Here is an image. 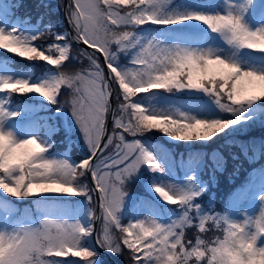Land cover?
<instances>
[{
    "label": "snow or ice",
    "instance_id": "6c2138e0",
    "mask_svg": "<svg viewBox=\"0 0 264 264\" xmlns=\"http://www.w3.org/2000/svg\"><path fill=\"white\" fill-rule=\"evenodd\" d=\"M231 7L224 14H204L176 11L172 0H69L68 19L76 33L74 39L94 50L81 51L89 68L77 72L63 70L65 62L74 59L66 36L56 35L53 43L41 46L34 42L43 34L28 37L18 35L15 29H0V49L56 69L38 82L0 76V93H36L60 104L58 95L66 87L71 92L68 106L90 150L87 159L73 165L45 157L47 147L35 137L17 142L12 133L0 130V192L17 199L39 197L37 205L45 213L66 214V210L53 207L45 194L83 196L90 203L91 192L97 191L101 210L97 217L88 209V224L79 219L71 223L41 220L39 225L11 232L0 230V264H78L55 259L68 256L83 258L84 264H97L98 253L86 243L94 232V219L102 220L96 242L117 255L123 246L132 264H264V246H257L264 236V211L243 222L226 214L214 215L195 202L203 189L154 184L152 190L165 203L180 209L167 224L148 216L125 226L119 215L126 180L142 165L153 172L163 171L158 158L139 139L126 140L125 133L137 137L158 130L178 141H207L245 122L247 108L264 100V72L244 70L219 51L144 38L135 29L198 21L235 49L264 52V28L250 30ZM96 53L102 54L107 75ZM117 53L131 54L129 65H119ZM153 90L202 92L233 118L198 119L178 109H148L135 102L139 94ZM113 96L116 109L111 107ZM110 112L113 130L108 134L106 117ZM5 116L0 104V121ZM87 174L94 188L81 182ZM260 200L264 209V195ZM0 202L7 201L0 198ZM209 222L223 229L222 238L209 241L197 236L194 243L185 241L186 228L195 227L204 233Z\"/></svg>",
    "mask_w": 264,
    "mask_h": 264
},
{
    "label": "rangeland",
    "instance_id": "374dc122",
    "mask_svg": "<svg viewBox=\"0 0 264 264\" xmlns=\"http://www.w3.org/2000/svg\"><path fill=\"white\" fill-rule=\"evenodd\" d=\"M48 3H51L55 12L59 11L62 14L63 0H46ZM17 3V2H16ZM13 0H0V29L6 31L17 30L18 35L22 36H35L42 28L38 24H26L20 18H13L12 14L14 9L12 8ZM229 5H231V10L242 16V22L250 29L257 30L264 28V0H251V3H248V0H172V7L174 10L179 12H197L204 14H224L229 10ZM13 18V20L11 19ZM195 23H197L195 25ZM72 25V24H71ZM53 30L47 32L46 39H52V36L63 35L67 36V31L63 29V23L58 21V23H53ZM204 24L198 21H188L184 24L169 26L168 38H164L162 34L160 37L156 34V30L148 29L146 32L140 34L144 38H155L163 40L165 43H179V44H189L192 47L199 49H212L213 51H219L220 54L225 55L231 59L237 61L241 68L244 70H256L259 72H264V52H255L251 49H235L234 47L228 45L223 38L218 33H213L211 30L206 36L202 39L199 37V34L203 32ZM206 26V25H205ZM73 27V26H72ZM150 27H157V25H144L141 28L146 29ZM160 27V26H159ZM165 27V26H163ZM60 28V29H59ZM59 29V34H54L53 32ZM68 42H70L68 38ZM42 44V40H41ZM45 46V45H42ZM115 46V45H113ZM75 47H72L71 43V57L69 61L66 62L63 70L68 72H77L74 68V62L78 61L81 64H86L89 68V62L86 58L80 55L81 50H75ZM5 50V49H4ZM115 50V49H113ZM8 52L7 50H5ZM10 53V52H8ZM18 59L23 58L26 65H30L29 69H19L12 64L15 61L12 58H7L11 61L12 64L2 62L0 60V76H10L14 78H28L32 82H38L39 80L44 79L49 73L55 71L56 69L53 66H45L46 62L42 61H28L24 57H20L15 53H10ZM117 53L118 64L119 65H129L131 54ZM125 58V63H121V56ZM86 59V61H84ZM42 62V64L40 63ZM37 65L42 66L43 69L46 67H52L47 72L35 73L32 71V68H35ZM83 70L79 69L78 71ZM38 74V75H37ZM118 87L114 84V88ZM154 93H148L144 98L140 100H135L137 103L143 104L148 109H162L165 111H174L179 110L185 112L188 115L195 116L198 119H229L233 118L227 113H224L220 110L215 102L209 98L204 93H191L187 90L183 92H164L162 90H153ZM143 94V93H142ZM20 95V96H19ZM140 95V94H139ZM19 96V98H18ZM18 98V99H17ZM71 98V92L66 87H62L58 99L60 104H58V110L61 114V117L56 116L57 111H53L56 104L48 102L43 97L39 96L36 93L29 94H16V93H0V104H3V107L6 110V116L2 121H0V130L5 132H10L13 134V137L17 142L31 137H35L43 145L47 147V151L43 154L49 159H63L67 160L70 164H79L80 161L87 159L90 155V150L87 143L84 140L83 134L77 125L70 107L68 106L67 101ZM115 98V97H114ZM116 101V100H115ZM47 104V105H45ZM117 106V103H116ZM49 107L50 112L54 113V119L58 123H62L64 126V143L66 148L62 152H56L51 150L54 147H58L57 143L59 138L55 134L57 132V127L49 119L50 112L44 110V114L41 113L42 108ZM52 109V110H51ZM12 113H17V120L12 118ZM247 117L245 122L235 125L230 129L225 130V132L220 133L218 136L212 138L211 140H195V141H178L171 139L165 136L162 132L158 130H152L150 134L160 137L158 143L154 146L149 144L144 146L149 151H151L157 158L158 161L162 163L163 171L162 172H153L149 169L147 165H142L138 172L128 178L124 184V190L127 193L139 195L134 197V195L125 196L126 202H124L121 212L119 213L120 219L123 218L125 214L128 218V223H135L138 220L145 219L148 216H151L154 219H157L161 223H169L164 214L163 206H170V204L165 203L153 190L152 186L154 184H161L163 186L171 185L173 188H185L189 186L192 187L193 191H200L203 189V192L210 187L206 182L201 178V175L206 169H204L205 161V151L202 146L215 143L218 140H222L227 135L238 136H252L254 137L253 146L255 150V155L253 157V162L260 160L262 145H264V140L260 139L258 134L262 133L264 130V100H260L252 104L247 108V111L243 114ZM14 116V117H15ZM108 115L106 117V121ZM74 120V121H73ZM113 126L111 128V132ZM110 132V133H111ZM126 140H128V134L125 133ZM233 137V138H234ZM130 141V140H128ZM76 153V159L74 160L71 157L72 154V145ZM208 143V144H207ZM221 144V143H220ZM194 146L196 148V153H189L187 158L182 155H176L173 151H184L188 146ZM53 146V147H52ZM179 146L182 148L178 149ZM218 144L209 145L208 147H217ZM190 149V150H191ZM218 149L214 155V158L218 162H222L221 165H218L220 172H224L225 162L223 154L218 153ZM247 151V150H245ZM260 168V167H258ZM205 177V175H203ZM82 183L88 184L87 176L80 178ZM137 182L138 184H132L131 182ZM252 187H243L240 189V193L235 199H231V205L228 210L226 209V214L230 219L237 222H243L247 217H257L260 214L262 201L260 196L264 195V169H255L254 170V179L251 183ZM90 187V186H89ZM131 188L133 190H131ZM145 189L151 190V193H147ZM202 192V194H203ZM6 194L0 192V198H3V201L6 203L0 202V230L11 232L14 228L19 227H28L33 225H39L41 220H67L69 223L74 222L76 219H79L84 224L89 223L88 209H91L94 212V199L91 192L92 200L89 201L83 196H56L48 195V199L52 202V206L58 209L66 210L65 212L56 211L52 213H45L39 207H36L37 202L34 201L31 207L32 209H23L20 210L18 205L24 204L30 200H39V197H28L17 199L15 197H6ZM201 196V195H200ZM28 205H31L29 203ZM21 206V205H20ZM38 206V205H37ZM130 207L129 210L126 208ZM232 207V208H231ZM21 208V207H20ZM170 208L172 211L170 219L175 218L179 215L180 211H175L173 208ZM167 208V209H168ZM231 210L229 211V209ZM38 213L39 215H36ZM32 218L33 221H32ZM24 220V223H23ZM93 223V222H92ZM127 223V224H128ZM102 226L99 228V231ZM98 231V233H99ZM115 231V230H114ZM115 235L119 238V233L116 232ZM93 236L88 238L86 241L88 247L94 249ZM257 246H264V236L260 237L258 240ZM124 249L121 254L117 257L115 256V261L117 264H132L129 251ZM97 252V251H96ZM113 256V255H112ZM44 259H53L52 257H44ZM55 259L62 261H76L78 264H84L83 258L80 257H56ZM67 264V262H66ZM75 264V262H73ZM97 264H111L107 262L102 256L97 257Z\"/></svg>",
    "mask_w": 264,
    "mask_h": 264
},
{
    "label": "trees",
    "instance_id": "16d2710c",
    "mask_svg": "<svg viewBox=\"0 0 264 264\" xmlns=\"http://www.w3.org/2000/svg\"><path fill=\"white\" fill-rule=\"evenodd\" d=\"M17 3L19 4L18 6L15 7V15L20 16L22 19L27 20L28 23H34V24H39L40 28H42L36 35H41L43 34L37 41L34 43L38 45H48L54 42V37L52 36V39H46L47 38V32H51L54 28L53 23H58V21H61L63 23V29H61V33L66 30L65 23L63 16L61 12L59 11L58 13L55 12L54 8L52 7L51 3H48L46 0H16ZM158 28H153L150 27L151 29H155L158 33L159 30H162L163 28L157 26ZM60 29V28H59ZM56 29L53 33L59 34L60 30ZM63 30V31H62ZM131 30V29H129ZM147 29L143 28H137L135 31L137 34H140L142 32H145ZM42 40V44H41ZM71 43V42H70ZM72 47H75V50H84L78 46H75L72 44ZM113 49H115V46H113ZM5 54L9 55L10 53L4 52ZM86 61V59L84 60ZM125 59L123 55L121 56V63L124 64ZM18 62L20 63V67L23 69H28L30 65H26L24 62L23 58L18 59ZM42 64V62H40ZM66 64V62H65ZM48 66V65H45ZM86 64H81L78 61L74 62V70L78 71L79 69H84L86 68ZM49 69H52V67H46L45 69L42 68V66L37 65L35 68H33V71L35 73H42L49 71ZM38 75V74H37ZM164 91V90H162ZM165 92V91H164ZM142 95V94H141ZM139 95L136 98V101L139 100L140 96ZM138 102V101H137ZM47 105V104H45ZM58 104H56L55 108L53 111L56 112V116L61 117V114L58 110ZM50 110V108H47ZM52 110V109H51ZM54 116V113L52 114ZM51 118V117H50ZM54 121V119H53ZM74 121V120H73ZM57 122V121H56ZM57 132L55 133L57 137L59 138L58 140V148L60 150L64 149L66 147L64 143V126L62 123L57 124ZM260 135L259 138L264 140V130L262 133L258 134ZM234 135H228L223 138L222 140H218L215 143L208 144L202 146L205 151V161H204V169H206L202 176L203 178H206L205 180L209 182L210 187L206 189L203 194L196 199V203L200 204L202 208L205 211H211L214 215L219 213L221 214V205L223 203V199L227 197H235L237 192L239 191L241 187V182L245 179L246 176V170L251 166L250 165V158L246 153H243L245 148L249 149L250 151H253V148L251 147L253 145L254 137L244 135V136H238L234 137ZM133 139H139L141 143L146 146V145H155L158 143L160 140H162L158 136H154L153 134L150 133H145L142 136H137V137H132L128 135V140H133ZM221 143V144H220ZM218 144L217 147H208L209 145H215ZM74 144L72 143V146ZM251 145V146H250ZM194 146H188L184 151H173L176 155H182L187 158V155L189 153H196L197 149L199 147L193 148ZM182 148V146H179L178 149ZM191 149V150H190ZM219 150L218 153L223 154L224 162H225V171L220 172L218 165H221L222 162H218L215 160L214 155L217 151ZM73 152L75 153L74 147H73ZM76 155V153H75ZM132 184H138L137 182L133 181L131 182ZM131 190H133L131 188ZM145 191L148 193H151V190L145 189ZM127 195H135V194H130L126 192ZM139 196V195H136ZM124 202H126V199H124ZM29 203H31L30 206L33 205V201H27L25 202L22 207H27L30 208V206H26ZM130 207L126 208L129 209ZM164 207V212L166 213H172L170 208ZM171 208H173L175 211H180L179 207L177 205H172ZM195 215V213H193ZM127 217L126 215L123 216L121 219V223L124 224L125 226L127 225ZM195 223V222H194ZM206 228H208L207 232L200 233L197 228L195 227H190L187 228L185 231V241H192L193 243L195 242V239L197 236H200L201 238L205 240H214L217 236H220L221 238L223 237V229L222 228H217L214 224L209 222L206 224ZM115 232V231H114ZM116 233V232H115ZM123 247V246H122ZM124 249H122L123 251ZM98 253V252H97ZM111 253V252H110ZM113 257H117V254H113ZM98 256H102L104 259L107 260V258L103 255L98 253ZM194 261V258H193ZM107 262H109L107 260ZM201 264H206V262H201Z\"/></svg>",
    "mask_w": 264,
    "mask_h": 264
},
{
    "label": "water",
    "instance_id": "95a60500",
    "mask_svg": "<svg viewBox=\"0 0 264 264\" xmlns=\"http://www.w3.org/2000/svg\"><path fill=\"white\" fill-rule=\"evenodd\" d=\"M68 5H69V0H64V4H63V16H64V19H65V24H66V27H67V30H68V33H69V36L70 38L72 39L73 43L75 45H78L86 50H89L91 52H93L94 50L92 49H87V46L86 45H83L82 43H78L74 37L76 35V33L74 32L73 30V27L71 25V23L69 22V19H68ZM104 67V72H105V75H107L108 73V69L106 67V65H104V58L102 56V54L100 53H96ZM114 87V85H113ZM111 107L113 109H116V102H115V98L114 96L111 98ZM107 132L108 134H110L111 132V128H112V114L111 112L109 113V116H108V120H107ZM106 139V137H105ZM87 177H88V181H89V184H90V187L91 188H94V181L91 177L90 174H87ZM93 194H94V197L96 199V202H97V205H96V211H95V215L98 217L100 216L101 214V210H100V207H99V193L97 191H93ZM99 225H100V219H94L93 220V227H94V232L92 234L93 236V242H94V250L97 251L98 253L100 254H103L104 256H106L107 260L111 263V264H117L115 259L113 258V256L111 255V253L102 248L97 242H96V236H97V233H98V230H99Z\"/></svg>",
    "mask_w": 264,
    "mask_h": 264
},
{
    "label": "bare ground",
    "instance_id": "6f19581e",
    "mask_svg": "<svg viewBox=\"0 0 264 264\" xmlns=\"http://www.w3.org/2000/svg\"><path fill=\"white\" fill-rule=\"evenodd\" d=\"M49 195L65 196V194H58V193H50Z\"/></svg>",
    "mask_w": 264,
    "mask_h": 264
},
{
    "label": "clouds",
    "instance_id": "9594fccd",
    "mask_svg": "<svg viewBox=\"0 0 264 264\" xmlns=\"http://www.w3.org/2000/svg\"><path fill=\"white\" fill-rule=\"evenodd\" d=\"M261 211H264V209H261Z\"/></svg>",
    "mask_w": 264,
    "mask_h": 264
}]
</instances>
